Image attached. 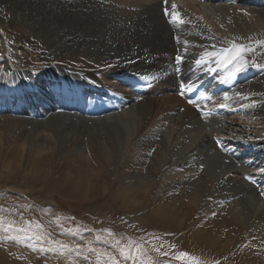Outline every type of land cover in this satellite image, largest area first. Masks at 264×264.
<instances>
[{
  "label": "bare ground",
  "instance_id": "1",
  "mask_svg": "<svg viewBox=\"0 0 264 264\" xmlns=\"http://www.w3.org/2000/svg\"><path fill=\"white\" fill-rule=\"evenodd\" d=\"M112 1L0 0V40L49 60L36 76L0 58L7 81L29 88L23 100L0 101V181L44 183L74 200L110 190L119 207L144 212L140 221L187 232L202 254L264 264V104L242 92L259 86L264 99V0H201L202 24L171 0ZM233 43L250 48L235 76L215 55ZM39 112L55 115L14 118Z\"/></svg>",
  "mask_w": 264,
  "mask_h": 264
},
{
  "label": "rangeland",
  "instance_id": "2",
  "mask_svg": "<svg viewBox=\"0 0 264 264\" xmlns=\"http://www.w3.org/2000/svg\"><path fill=\"white\" fill-rule=\"evenodd\" d=\"M172 1L195 24H202L201 16L204 15L206 1ZM227 4L212 3L216 8ZM210 10L213 12L214 9ZM242 10L236 9L239 13ZM9 43L12 47L0 40V58L10 56L18 67L32 71L36 76H44L49 60L42 50L29 45H25L26 50H21L18 43ZM261 54L264 55V50ZM151 56L160 60L168 55L161 52ZM0 76V101L14 104L17 97L23 100L29 94V88L25 86L16 90L17 86L7 81L4 71ZM72 81L77 83L76 79ZM45 82L46 77L40 80V83ZM252 88L253 93L242 92L256 97L260 107L264 99L258 100V96L254 95L260 88L254 85ZM85 92L97 94L98 90L88 87ZM38 105L44 109L47 103L40 101ZM63 108L69 106L63 105ZM52 115L55 114L44 115L39 112L28 118H14L40 122V119L46 120ZM13 186L14 181L6 177L0 181V264H193L191 258H196L199 264H216L217 261L219 264H228L223 258L213 259L197 251L185 231H162L148 221H140L138 215L144 212L119 207L110 190L100 199L74 200L48 190L44 183H38L34 189H16ZM38 187H44V190ZM150 211H145L146 216ZM181 253H187L188 256L181 257Z\"/></svg>",
  "mask_w": 264,
  "mask_h": 264
},
{
  "label": "snow or ice",
  "instance_id": "3",
  "mask_svg": "<svg viewBox=\"0 0 264 264\" xmlns=\"http://www.w3.org/2000/svg\"><path fill=\"white\" fill-rule=\"evenodd\" d=\"M175 9V6L173 5V10ZM167 14V13H166ZM173 15H175V11H173L172 13ZM185 47H187V42H185ZM248 51H250V48L246 47L245 45H237L235 43L232 44V46L228 49H225L224 52H219V53H215L216 56H224V59L222 61H218L221 64H228V65H232L234 67V71L230 74L231 76H235L236 74H238L239 72H241L242 70L245 69L246 67V62L244 60V56L245 53H247ZM226 53V55H225ZM211 55V54H209ZM184 56L182 55H177L176 56V60L179 63H183L184 62ZM196 65H201L203 63L202 59H197L195 61ZM187 90L191 91V88H188ZM183 94V93H181ZM225 99H227V97H225ZM189 103H192L191 100H189ZM220 107H226V105L221 104ZM181 257H186L188 256L187 253H181L180 254ZM193 261V264H199V261L196 260V258H191ZM216 264H219V262L217 261Z\"/></svg>",
  "mask_w": 264,
  "mask_h": 264
}]
</instances>
